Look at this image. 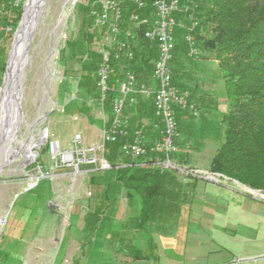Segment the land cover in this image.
Instances as JSON below:
<instances>
[{
  "label": "rangeland",
  "instance_id": "1",
  "mask_svg": "<svg viewBox=\"0 0 264 264\" xmlns=\"http://www.w3.org/2000/svg\"><path fill=\"white\" fill-rule=\"evenodd\" d=\"M22 1L24 13L28 0ZM93 1L44 0L29 57L24 66L21 100L23 118L17 134H10L9 140L3 143L4 103L0 93V166L3 165L0 170V216L3 219L0 225V264H84L89 252L87 242L95 247L105 248L109 238V234L102 232L99 223L96 224L98 228L91 232L88 229L83 230L82 234L79 232L84 228L88 208L98 204L99 209L104 208L97 200L98 187L90 181L94 166L81 164L78 171L76 166L68 162L70 160L63 161L54 151L42 152L53 139L60 141L62 149H74V137L78 133L85 138L81 145L90 146L102 134L97 127L98 118L108 119L110 116L99 102L96 77L91 66L100 42V37H92L89 13ZM21 20L13 32L0 35V91L4 89L8 61ZM186 29L189 30V27ZM188 33L187 31L184 34ZM189 48L188 57L181 60L186 68L182 82L188 87L181 91L188 92L190 97L192 94L198 115L184 111L183 120L188 125L194 116L199 120L206 113L204 121L207 126L204 129L201 122L196 121L195 133L200 135L201 148L189 154V162L194 165L187 163L185 166L201 168L210 174L213 157L220 145V139L214 131L223 127L225 112L231 104L229 88L218 68L217 60L208 55L207 51L197 49L196 53H191L190 44ZM195 86L202 94L199 90H194ZM117 94L116 90L110 91L109 97L113 98ZM209 96L216 97V102ZM201 100L206 105L201 104ZM205 106L207 110L204 111ZM46 132V140L34 144L32 140H39ZM25 144L31 146L33 159L26 158ZM10 157L11 160L8 161ZM78 158L81 157L75 154L74 161ZM120 160L127 161L122 158ZM164 171L175 175L181 184L184 180L197 181L198 187L194 193L196 200H207L208 196L216 194L230 203L227 219L223 222L227 227L226 236L219 237L212 234L207 227L193 225L198 234L192 235L191 227L187 238L188 245L193 242L204 243L205 246L221 243L227 262L236 259L239 260L238 263L253 264V260L241 259L264 250V202L241 194L236 183L223 177L221 183H218L206 179L207 174L203 177H190L182 175L176 169ZM31 176L39 178L40 183L34 190L25 192L26 181ZM181 191L184 192L185 187ZM44 194L48 199L46 207L53 212V218L49 215L42 218L30 213L36 203L45 199ZM126 201L120 195H114L100 216L104 215L103 219L106 220L113 218L114 226L121 230L123 225H128L122 219ZM134 207H127L130 215L135 214L137 208ZM71 214L78 215V218L71 217ZM143 227H147V222ZM60 245L62 250L55 262ZM233 249L235 258L233 255L229 256ZM96 252L98 253L93 255L91 264H109L107 253L102 252L101 255L100 251ZM141 253L151 259L159 256L157 249ZM257 256L264 259V256ZM180 260H184V257ZM166 261L165 258H160L159 263L165 264Z\"/></svg>",
  "mask_w": 264,
  "mask_h": 264
},
{
  "label": "trees",
  "instance_id": "2",
  "mask_svg": "<svg viewBox=\"0 0 264 264\" xmlns=\"http://www.w3.org/2000/svg\"><path fill=\"white\" fill-rule=\"evenodd\" d=\"M196 2L197 24L192 30L188 15L185 13L177 15L185 26H177L175 29L176 47L170 62L173 82L180 90L188 87L182 82L186 68L181 62L188 57L190 51L184 34L188 31L194 35L197 49L207 51L208 55L217 60L218 68L227 80L229 88L231 104L225 112L224 125L214 131L220 139V145L213 157L211 171L235 179L248 187L264 189V0H196ZM131 9L124 11V27L131 26L129 21ZM22 14L23 1L13 10L12 18L0 17V35L4 33L3 25L10 26L13 32ZM89 18L93 24V18L90 15ZM187 26L189 30L186 29ZM142 31L140 30L138 39L133 42L134 57L129 60V68L131 66L129 71L136 74L139 84L155 86L151 82L158 49L155 44L144 39ZM92 37L95 39L99 36L92 33ZM96 51L91 66L99 91L97 68L101 55L98 49ZM119 64L121 61L112 59L113 82H116V76H119L117 75L120 71ZM125 75L126 72L122 74V79ZM111 100L112 98L108 97L104 107L113 114ZM149 100L148 103L138 102L137 95L135 104L127 103L124 113L129 118V135L108 144L107 157L114 164V168L109 171H94L90 178L92 185L98 187L96 193L98 202H101V206L104 205L103 209H99V204L95 205L98 209L95 210L98 212L96 218L98 221L101 213L111 203L108 196L126 189L128 193L141 197L139 218L140 224H143L153 196L161 193L164 173L162 169L151 165L154 154L149 152L138 160H132L121 150L122 144L132 140L135 130L142 126L147 127L144 132L148 137V144L157 142L162 137L164 123L156 115L154 98L151 96ZM190 100L193 102L192 94ZM200 103L206 105L203 100ZM174 111L180 135L176 140L178 150L171 157L177 162L186 163L191 151L200 146V135L195 133L198 119L194 116L190 125H187L183 120L184 111H190L177 106H174ZM205 116L206 113H203V117L199 119L204 129L207 126ZM145 118L147 120L143 121ZM49 150L47 144L46 153ZM120 158L127 161L122 162Z\"/></svg>",
  "mask_w": 264,
  "mask_h": 264
},
{
  "label": "built area",
  "instance_id": "3",
  "mask_svg": "<svg viewBox=\"0 0 264 264\" xmlns=\"http://www.w3.org/2000/svg\"><path fill=\"white\" fill-rule=\"evenodd\" d=\"M21 3L22 0L0 1V17L12 18L13 10L18 8ZM128 8H132L129 15L131 26L124 27V11ZM196 8V0H94L90 9V16L93 18L92 32L100 37L98 52L101 55V62L97 71L99 102L104 106L108 100L109 92L114 90L118 92L111 100L113 118L110 125L102 131L100 139L88 147L81 145L83 137L78 133L74 137L76 143L74 149H62L61 143L57 139L48 142L49 149L60 155L63 161H68L64 156L72 153L74 158L68 162L76 166L78 171L81 164L94 166L91 172L113 169L114 164L107 157L108 144L129 135V118L125 115L124 109L127 103L135 104L137 95L142 93L154 98L156 115L164 123L162 137L157 142L148 144L144 132L145 127H139L135 130L132 140L122 144V152L132 160H138L151 152L154 154L151 159L152 166L162 170L176 169L184 176L203 177L204 174L214 176L207 171L180 164L171 157L178 150L176 140L180 135L174 106L198 115V109L191 102L190 94L182 92L174 84L170 67L173 51L176 47L175 29L177 26H185L177 18V15L187 14L192 23L190 28L192 30L197 24ZM2 30L9 33L12 29L10 26H4ZM140 30H143L144 39L155 44L158 49L153 72L155 86L139 84L136 74L132 71H127L122 80L113 82L111 80L113 74L112 59L119 61L125 58L133 59V42L138 39ZM185 38L191 46V53H196L194 36L188 33ZM75 154L81 157L76 162L74 161ZM39 183V178L29 177L26 181L25 191L34 190ZM251 189L257 198H264V189Z\"/></svg>",
  "mask_w": 264,
  "mask_h": 264
},
{
  "label": "crops",
  "instance_id": "4",
  "mask_svg": "<svg viewBox=\"0 0 264 264\" xmlns=\"http://www.w3.org/2000/svg\"><path fill=\"white\" fill-rule=\"evenodd\" d=\"M129 64V60L126 58L121 61V64H119L120 71L117 74L119 76H116L117 81L122 80V74L131 69V66L129 68ZM124 69L126 70L124 71ZM155 83L154 79H152L151 84ZM209 98H214L216 102V97L209 96ZM139 101L142 103H148L150 100L148 96L141 93L138 95V102ZM103 108L105 112L110 114V111L105 110L104 106ZM112 118L113 114H110L108 119L98 118V129L103 131L108 125H110ZM146 120L147 118L143 121ZM145 136L148 138L147 135ZM84 140L85 138L83 137L82 142H84ZM94 143L95 141L91 142L89 145ZM200 148L201 147H198V149ZM190 156L191 155L188 156V161L184 164H193V162H189ZM161 171L164 173L162 178L163 183L161 193L153 196L151 200L152 204L148 207V212L143 224H140L139 218V212L141 210V197L128 193L126 189H123L120 193L110 194L108 196L113 199L114 195H120L123 200H127L124 212L125 215L122 219L124 223H128V225H123L121 230L116 225L114 226L113 218L106 220L103 219L104 215H102L98 221L96 219L98 212H95L97 208H88L85 214L84 228L79 232L81 233L85 229H88L91 232L100 226V229L104 234H109V238L105 244L106 249L95 247L89 241L87 242L89 244V252L88 258L84 264H91L93 255L98 253L96 252L97 250L100 251L101 255L104 253L109 255V264H160V258H165L167 260L165 264H243L238 263L239 260L236 261V259L227 262L223 255L224 247L221 243L215 242L214 244L206 246L204 243L199 242H193L191 245H188L187 243L191 227L192 235L198 234L193 225H200L204 228L207 227L212 234H216V236L219 237H225L227 227L226 225H223V222L227 219L226 215L229 213L228 207L230 203L221 195L216 196V194L208 196L207 200H196L194 193L197 191V181L191 182L189 180H184L183 184H181L180 181L178 182L175 175L164 170ZM211 174L214 176H206L205 178L218 183H221V177L225 178L227 181H233L237 184L239 190L238 192L264 202V198H257L251 191L253 189L240 183L239 181L220 173L212 172ZM184 187L185 191L183 192L181 189L183 190ZM49 188L51 189V182ZM227 189L230 188L227 187ZM45 195L46 194H44V196ZM168 195L169 197H167ZM46 198L47 197L45 196L43 201L36 203L37 205L34 208H31V215L35 213L38 217L41 216L42 218H46L49 215L53 218V212L49 211L46 207L48 202V199ZM133 205L137 209L134 215H130L127 207H131ZM75 214L78 213L75 212ZM75 214H71V217L73 216V218L77 219L78 215ZM146 222L148 228L143 227ZM97 223H99L98 226H96ZM199 229L201 228L199 227ZM149 249L159 250V256H155L153 259L148 256L144 257L141 252ZM61 250L62 245L59 246V252L56 255L55 262L57 261ZM232 255L235 258L236 254L234 249L229 252V256L232 257ZM256 255L264 256V250H259L257 253L246 255L245 258L241 260L249 259L254 261L253 264H264V259H259ZM182 257H184V260L181 261L180 258ZM13 259L17 260L16 258H12V260Z\"/></svg>",
  "mask_w": 264,
  "mask_h": 264
},
{
  "label": "water",
  "instance_id": "5",
  "mask_svg": "<svg viewBox=\"0 0 264 264\" xmlns=\"http://www.w3.org/2000/svg\"><path fill=\"white\" fill-rule=\"evenodd\" d=\"M44 0H28L24 6V13L15 33L8 68L5 75L4 89L0 93L4 101V116L2 118L3 138L1 142L9 140L10 134L15 136L23 118L22 95L24 83V66L29 57V50L33 42L34 33L38 26V18L43 8ZM46 151V147L42 152Z\"/></svg>",
  "mask_w": 264,
  "mask_h": 264
},
{
  "label": "bare ground",
  "instance_id": "6",
  "mask_svg": "<svg viewBox=\"0 0 264 264\" xmlns=\"http://www.w3.org/2000/svg\"><path fill=\"white\" fill-rule=\"evenodd\" d=\"M3 103H4V101H3ZM4 105V104H3ZM5 106V105H4ZM1 128V127H0ZM46 138H47V132L45 133V134H43V136L39 139V140H32L33 142H34V144H36V143H41V142H43V141H45L46 140ZM13 139L15 140V138L13 137ZM31 140V139H30ZM8 143V141L6 142V144ZM36 146V145H35ZM24 149H25V151H26V153H25V156H26V158L28 159H33V153H32V151H31V146H26V144L24 145ZM67 160H73V158H74V156H73V154L72 153H68V154H66L65 156H64ZM11 160V157H10V159L8 160V161H10ZM3 168V165H1L0 166V170ZM2 217L0 216V225H1V223H2Z\"/></svg>",
  "mask_w": 264,
  "mask_h": 264
}]
</instances>
